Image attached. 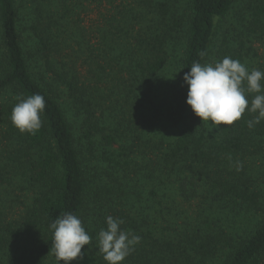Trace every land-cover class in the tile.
<instances>
[{
    "label": "trees",
    "instance_id": "1",
    "mask_svg": "<svg viewBox=\"0 0 264 264\" xmlns=\"http://www.w3.org/2000/svg\"><path fill=\"white\" fill-rule=\"evenodd\" d=\"M32 1L34 15L24 26L17 0H0V193L5 195L2 207L10 201L14 209L12 215L0 212V264H56L49 225L64 213L77 215L92 237L82 249L84 258L69 264H106L97 235L109 215L123 219L121 227L142 238L122 264H264V206L248 174L251 148L264 139V120L250 129L247 121L256 114L245 110L240 120L213 125L212 131L190 120L184 123L192 110L182 77L194 62H207L217 22L235 0H187L182 12L177 0H109L115 11L103 13L90 31L83 27L86 33L95 31V41L82 31L73 48L56 32L67 15L44 18L43 0ZM249 2L248 28H264V0ZM71 11L66 7L64 14ZM177 32L183 40L176 54ZM241 41L232 59L240 61L246 54ZM168 63L173 71L164 94L155 84ZM33 94L45 99L42 127L21 133L10 120L11 111L18 96ZM148 106L177 126L178 133L154 141L152 158L142 152L122 159L117 152L126 148L122 139L128 138L129 149H141L132 143L139 133L145 135L140 130L145 127L133 122L149 117ZM139 110L142 115H131ZM98 135L111 147L119 144L113 158H104L123 173L124 184L115 181L112 187L121 200L90 201L97 190L86 181L83 148H94ZM126 169H133L131 178ZM129 180L152 183L146 205L137 194L133 211L122 200L138 189ZM205 183L218 194L213 201L263 218L230 237L210 234L207 217H202L207 227L194 225L182 206L205 200ZM155 184L166 191L162 198ZM143 225L150 228L145 232Z\"/></svg>",
    "mask_w": 264,
    "mask_h": 264
},
{
    "label": "rangeland",
    "instance_id": "2",
    "mask_svg": "<svg viewBox=\"0 0 264 264\" xmlns=\"http://www.w3.org/2000/svg\"><path fill=\"white\" fill-rule=\"evenodd\" d=\"M99 0H43L40 3L42 10V16L45 18H59L65 16L64 19H60L61 26L59 27V32H57L59 40H65L68 45L72 48L75 45L74 41L78 39L81 32L84 31L85 34L90 37L91 41H95V31L91 33H86L83 27L90 31V27H97L99 24V18L104 16V14L113 13L115 9L112 6H109L107 3L109 0H102L101 6L96 7L98 5ZM108 1V2H107ZM187 0H177V4L179 6L180 12L181 9H184ZM20 17L23 25L25 26V22L33 18L34 15V7L35 2L32 0H17ZM249 0H235L230 11L224 17L218 20V26L216 28V34L214 36V41L211 45V51L206 63H215L217 61H221L224 57H231L237 50V45L240 40L244 42L245 48L241 63L245 64L249 71L252 69H259L264 72V28H260L258 26L249 27V20H251V12L248 9ZM115 6V5H114ZM66 7H71L72 11L65 12ZM63 14V15H62ZM179 18L182 16L178 15ZM104 25V23H103ZM81 27V28H80ZM64 29V30H62ZM65 31V33H62ZM178 35L174 40V47L176 48V54L181 51L180 42L183 40L180 37V32H177ZM180 37V38H179ZM173 71V67L170 63L167 64L164 73L159 76L156 81V87L160 89V92L166 94L167 86L169 84L171 74ZM109 91V90H108ZM109 97V93L107 95ZM114 97V95H112ZM0 98V103H1ZM141 110L137 112H133L131 115L140 116L139 114ZM145 112L149 113V117L145 116L144 120L142 118H137L133 123L138 125L142 124L144 129H140L145 135L139 133V131H132L130 133V138L134 139L138 133L139 138L135 140L132 145L135 143L140 144V148L129 149L130 144H128V138L122 139V141L127 144L124 151H117L118 154L122 155V159H128L129 157L132 159L133 157L139 155L143 152L144 156L148 155L149 158H152V145L153 142L159 138L163 139H172L178 133L177 126H171L164 116H160L159 113H152L149 111V106ZM191 115L189 118L184 120V123L189 120L195 125L203 124L201 127H206L208 131H212L213 125L208 121L202 122L201 119L194 115L192 111H190ZM159 115V116H158ZM194 117L196 120H194ZM134 120V117H133ZM3 123H0V132L3 130ZM136 129V127H134ZM179 129V127H178ZM129 128L127 127V131ZM119 146L118 143L113 144V148L106 144V140L102 138V136L98 135L97 141L95 143L94 148H87L86 146L83 148V159L86 161L84 163V174L86 177V181L97 191L92 194L91 202L94 199H114L115 197H119L117 192H112V187L115 184V181L119 182L123 180V173L120 169L115 166L114 161H108L104 157L110 156L113 152L116 153L114 148ZM144 147V148H143ZM144 149V150H143ZM251 151H253L252 160L250 161V177H253V184L251 179L250 186H254L255 189L259 191L261 194V202L264 206V139L262 142H259L258 147H252ZM104 153L106 155L104 156ZM118 155H116L117 160ZM139 159V158H138ZM133 161L131 163V166ZM126 172L129 174V178L133 175V169H126ZM128 179V177L126 176ZM130 185H137L138 189L136 193H126V196L122 198L124 201V205L127 206L130 210L133 211L132 203H135V195L141 194L140 203H145L146 205V196L149 193V189L151 188L152 183L148 181H134L129 180ZM155 189H159L158 196L163 197L166 193L165 190H162V186L159 184L154 185ZM203 193L205 194V200L195 199L188 203H183V208L186 210V214L190 215L193 220L194 225H200V227H207L206 224L202 222V217H207L210 229L208 230L212 235H218L219 237H230L235 236L237 232L241 233L246 227H253L255 224L259 223L262 216L254 217L253 214L246 212L241 207L229 205L227 202L219 204L216 201H213L218 197V194L215 190L211 188L208 183H205L202 188ZM111 192V194L109 193ZM158 198V197H157ZM5 199V195L2 191L0 193V212L7 211V214L12 215L14 209H9L10 201L6 202L5 208L2 207L3 201ZM140 209V208H139ZM105 211V210H104ZM143 210L140 209V217L143 214ZM137 211L133 212V217H135L136 225H139L140 217H137ZM141 228L147 231L148 226L143 225ZM152 228V227H151Z\"/></svg>",
    "mask_w": 264,
    "mask_h": 264
},
{
    "label": "clouds",
    "instance_id": "3",
    "mask_svg": "<svg viewBox=\"0 0 264 264\" xmlns=\"http://www.w3.org/2000/svg\"><path fill=\"white\" fill-rule=\"evenodd\" d=\"M200 55L203 57L206 53ZM189 69L182 77L187 86L185 102L202 122L230 126L241 119L245 110L256 114L247 121L250 129L264 120V72L249 71L245 64L227 56L214 64L194 62ZM250 93H255L251 100L247 98ZM16 99L10 115L13 126L21 133H35L42 127L44 97L33 94ZM228 159L231 160L230 155ZM236 167L240 170L242 164L237 161ZM105 224L97 235L98 252L106 264H122L142 238L131 230H124L121 218L109 215ZM49 229L53 234L51 253L56 264L82 260L85 254L82 249L92 244L81 219L73 213L57 217Z\"/></svg>",
    "mask_w": 264,
    "mask_h": 264
}]
</instances>
